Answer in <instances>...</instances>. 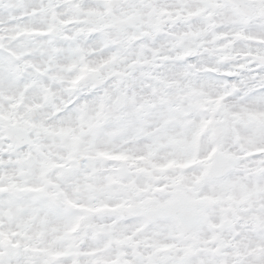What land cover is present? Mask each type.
<instances>
[{"label":"snow or ice","instance_id":"6c2138e0","mask_svg":"<svg viewBox=\"0 0 264 264\" xmlns=\"http://www.w3.org/2000/svg\"><path fill=\"white\" fill-rule=\"evenodd\" d=\"M0 264H264V0H0Z\"/></svg>","mask_w":264,"mask_h":264}]
</instances>
